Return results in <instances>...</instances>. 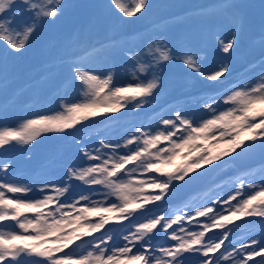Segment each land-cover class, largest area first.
Masks as SVG:
<instances>
[{
	"label": "snow or ice",
	"instance_id": "1",
	"mask_svg": "<svg viewBox=\"0 0 264 264\" xmlns=\"http://www.w3.org/2000/svg\"><path fill=\"white\" fill-rule=\"evenodd\" d=\"M67 7L64 0H0V83L7 86L8 61L24 57ZM109 7L127 24L152 4L110 0ZM238 7L229 0L200 6L195 15ZM258 7L262 48L258 70L248 69L251 79H230L231 58L247 29L235 12L228 35L209 32L203 45L160 29L134 42L114 36L88 41L77 34L55 45L34 85L53 82L61 110L33 112L16 127L0 124V264H264V107H258L264 105V2ZM209 45L221 55L212 67L205 66ZM173 65L210 90L194 101L185 98L195 111L179 103L161 107L154 121L132 125L115 139L99 132L94 140L75 135L78 125L88 127L100 117L101 124L118 121L115 114L130 105L153 106L168 88L165 71ZM118 70L127 79H117ZM77 83L87 86V95L66 99L62 89ZM49 134L70 136L76 149L61 179L17 176L9 149L30 147ZM221 144L227 147L214 154L211 149ZM257 151L259 176L244 172L230 192L217 186L198 203L168 207L178 186L219 168L226 157L234 161ZM177 156L185 163L165 171ZM233 217L258 218L261 236L233 243ZM113 222L118 226L106 227Z\"/></svg>",
	"mask_w": 264,
	"mask_h": 264
},
{
	"label": "rangeland",
	"instance_id": "2",
	"mask_svg": "<svg viewBox=\"0 0 264 264\" xmlns=\"http://www.w3.org/2000/svg\"><path fill=\"white\" fill-rule=\"evenodd\" d=\"M83 1L84 0H64V3H68V7L65 9L64 16L58 22V28H61L63 30H65L66 28H70V30L72 31L71 37L79 34V36L81 35L80 37L82 39L89 41L88 38H84L86 34L84 32H81L82 29L80 31L74 29V24L78 23L81 17H83V19L80 20V22L83 23L80 24V27L85 30H88L90 24L94 22L95 19H97L96 23L98 25L95 26L96 32L99 33L96 36L101 34H103L104 36V33L110 32L112 28L116 27L117 18L115 15H113V12L115 11L114 8L109 7L110 0H96L99 5H94L92 9L88 6V3ZM203 1L205 0H151L152 7L148 9V11L143 16H141L139 19L133 18V20L127 24H122L121 26L117 25V28L122 35L126 33L127 30H130V27H132V25H134L136 31L141 27L142 33H144L145 31L149 32V28L147 27V25L142 23L143 21H145V19L150 18L152 14L156 19H159V17L161 18V15L163 16L165 14H168L170 16V21L168 20L164 24H162V26L165 27L164 31H166L170 35L177 36L190 42L200 43L203 45L205 42V36L209 32L216 33L221 36H227L229 30L233 26L234 17L232 13H239L243 16L247 26L244 38L249 36L250 37L246 38V43L243 42L244 46L240 44L238 50L233 54L231 58V67L233 70V75L232 77H230V79L236 80L253 78L254 73L251 74L248 69L252 66H259V56L262 45L260 42L261 23H259V19L261 18L258 6L261 2H264V0H236L233 3L239 5L240 7L228 10L227 14L212 15L209 17H199L195 15L196 10L200 7H196V3H200ZM226 1L228 2L229 0H213L206 2L207 4L204 3L205 5L203 6L216 5L223 2L225 3ZM82 2L84 3V5H82ZM189 8L191 11L189 10ZM179 14L180 16H177ZM40 34L42 35L41 38L39 34L35 38L37 41L40 40L38 42V45L35 46L36 50H34V52H32L30 55H28V57L25 58L23 62H15L17 68L21 66L20 72L28 71V68H30L32 65H40V68H42L41 73H43L48 67L50 63V58L55 53L56 48L54 47V45L53 47L43 45L42 41L46 39L47 35L44 32H41ZM65 39H67V37H65ZM63 40L64 38L61 39L57 36L56 45L61 43ZM42 45L48 51V53L44 52L45 49L41 48ZM208 47L209 53L206 57L205 66L212 67L213 65H216L219 62V60L221 59V55H217L215 49L212 48L210 45ZM31 48L32 47H30L29 50ZM13 60L14 59H10L8 63L12 62ZM96 68L97 70H101L102 65L97 64ZM0 71H2V69H0ZM117 73L123 72L118 70ZM28 77L39 78L38 73H32L31 70L28 71ZM124 79H127V77H125L123 74L121 80ZM165 79L168 82V88L163 93L168 94V97H175L172 98V101H168V99H166L158 105H156L155 103L151 107L146 106L143 110H135L132 109V107L124 109L123 115L127 116L126 119L124 118L125 121H122V115L120 113H117L115 115L119 117V120L117 121L119 123L116 124L115 121L113 122L115 123V125H112L113 123L110 125L108 124L105 128L102 129L103 131L98 132L101 135H111L112 133H115L116 136H120V134L125 131L126 128L132 125H139L141 122L148 123L150 121H154V117L157 113L161 111V107L164 111H166L168 108L176 105L177 103L183 104L185 108L189 111H195L196 109L194 103L184 104L185 98H189L194 101L196 97L200 95H205L210 92L209 89L204 88L205 86L203 82L191 79L190 77H186L183 74L182 70L176 65L170 66L168 69H166ZM198 85H203L204 87L198 90ZM14 86L15 85L13 84V87ZM54 89L55 87L51 86L46 91H42L43 94L37 97L39 103L34 106L27 107L25 105V101L21 99L19 93L14 99L15 104L12 105L10 108H3V105L4 107H8L7 105H5L9 103L8 101L0 102V124L16 127L23 122V119L25 117H28L33 112L45 111L50 115L59 112L61 109L59 103L56 102L57 99L51 98V94L55 93ZM62 94L68 100H81L87 95V86L81 83H77L75 85L63 88ZM28 100L30 99L28 98ZM258 107H264V105H260ZM5 112L7 113L6 116L4 115ZM197 115H199V112H197ZM124 123L125 125L123 126ZM105 131H107V133H105ZM88 133L89 132L85 134ZM49 135L53 136L55 134ZM94 139L95 136L93 137V140ZM198 143L200 142L198 141ZM225 147L227 146L221 144L219 147H213L211 150L215 154L217 152L222 151ZM61 149L63 148L54 147L47 151H40V149L35 147V145H32L30 147L17 146L14 149H9V155L16 161L17 164L15 174L19 177L28 178V176L31 175L30 173H32V171H40L41 169L46 170L62 168L66 164L72 163L76 158V152H72V150H76L75 146L72 144V140H70V143H67L65 146V149L68 151L67 153L69 154L68 156L61 155ZM13 152H15V154L11 155ZM225 159L228 162L224 163V161H220V167L213 171L214 174L212 173L213 175L208 180L209 183L207 182L208 184H205L206 188L201 189L204 190L205 193H202V191L200 190L201 192L199 194L197 193L192 196L195 197V199L191 200V202H189L190 204L198 203L201 200L205 199L211 194L212 189L222 185L226 181L228 182L223 185V187L221 186L223 191H232L233 181H235L234 174L237 170L234 169L235 166L233 165L232 159L230 157H226ZM35 160L37 163V169H35L34 167ZM184 163L185 160L183 156H177L171 165L172 167L176 168L183 165ZM18 164H21L22 167ZM224 171L229 172L224 174ZM242 171L251 172L256 176H259L261 174L259 165L251 168H246ZM61 175L62 174L56 175L55 172H53L52 170L50 172L45 171L44 173L41 171L39 173V179L57 181L55 179L57 178L58 180H60ZM197 195L199 196L197 197ZM225 214L227 215V213ZM237 217H239V214H237ZM197 219L202 220L203 218ZM232 219L234 220V223L230 225V227L233 228L234 234L230 236V239L233 243H247L251 238H259L261 236L258 218L233 217ZM213 231L220 230L214 229ZM14 243H21V241H15Z\"/></svg>",
	"mask_w": 264,
	"mask_h": 264
},
{
	"label": "trees",
	"instance_id": "3",
	"mask_svg": "<svg viewBox=\"0 0 264 264\" xmlns=\"http://www.w3.org/2000/svg\"><path fill=\"white\" fill-rule=\"evenodd\" d=\"M162 16V15H161ZM155 18V17H154ZM154 18H151V19H149V18H147V19H145V21H143L142 23L143 24H145V25H148V26H150V30H149V32L150 31H153V30H156V29H160V30H165V27L164 26H162V24H164L166 21H168V20H165V21H162V19L164 20V18L163 17H159V19H154ZM116 27H114V34L115 33H119V30H118V28H117V25H119V26H121L122 24L118 21V20H116ZM168 26H169V24H168ZM131 28V27H130ZM113 30V29H112ZM132 29H130V31H131ZM128 31V30H127ZM113 32V31H112ZM145 32H148V31H145ZM144 32V33H145ZM143 33V34H144ZM97 39H99V38H97ZM27 54H28V52H27ZM95 67L97 66V64L96 65H94ZM9 71H10V73H8V78H11L10 80H14V81H17L18 80V77L16 76V75H13L12 76V74H11V71H12V68H9ZM10 80L8 79V83H7V86H8V84H9V82H10ZM7 86H0V92H1V94L4 92V90H5V88H7Z\"/></svg>",
	"mask_w": 264,
	"mask_h": 264
},
{
	"label": "water",
	"instance_id": "4",
	"mask_svg": "<svg viewBox=\"0 0 264 264\" xmlns=\"http://www.w3.org/2000/svg\"><path fill=\"white\" fill-rule=\"evenodd\" d=\"M103 117L98 118L97 121H92V122H99V120H102ZM240 164L246 165V164H254L257 162H261L262 157L260 155V153L254 152L251 154H244L241 157H239L238 159H236Z\"/></svg>",
	"mask_w": 264,
	"mask_h": 264
}]
</instances>
